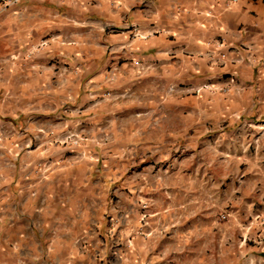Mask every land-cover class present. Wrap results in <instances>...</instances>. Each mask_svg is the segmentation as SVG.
<instances>
[{"label": "crops", "instance_id": "1", "mask_svg": "<svg viewBox=\"0 0 264 264\" xmlns=\"http://www.w3.org/2000/svg\"><path fill=\"white\" fill-rule=\"evenodd\" d=\"M0 16V264H233L264 234V0Z\"/></svg>", "mask_w": 264, "mask_h": 264}, {"label": "rangeland", "instance_id": "2", "mask_svg": "<svg viewBox=\"0 0 264 264\" xmlns=\"http://www.w3.org/2000/svg\"><path fill=\"white\" fill-rule=\"evenodd\" d=\"M2 5H3L2 1L0 0V6H2ZM104 192L108 198L115 196V194H114L115 192L110 187H106L104 189ZM225 213H227V212H225ZM255 221L258 222L256 219L249 218L248 221H246L247 227L252 228L253 226H251V225ZM261 225H264V222L260 221V226ZM248 233L245 235L244 238L241 235H238L235 238L236 244L233 245V252H232L233 264L236 261H239L238 264H246V261H247V264H249V258H252L251 254L261 255V253L259 251L253 250V248H252L253 246L258 247V250H260V251L264 250V234L260 237H257V236H250ZM239 242H242V243L239 244ZM252 264H258V263L253 262Z\"/></svg>", "mask_w": 264, "mask_h": 264}, {"label": "built area", "instance_id": "3", "mask_svg": "<svg viewBox=\"0 0 264 264\" xmlns=\"http://www.w3.org/2000/svg\"><path fill=\"white\" fill-rule=\"evenodd\" d=\"M2 4L7 6V5H11L14 4L15 2L19 1V0H1ZM45 41H41L39 42L37 45L35 46H30L28 49H26L24 51V57H29L38 47H42L43 45H45ZM19 58V53L14 52L13 54L10 55V59H17ZM235 82V77L233 74H230L229 77L226 79L225 82H223L221 85H213L209 82H202L200 84L191 86L188 88V90L193 93V94H198L201 91H222L225 90L229 84H233ZM169 90H172V86L168 87ZM225 216H227V213H222L220 215V218H224Z\"/></svg>", "mask_w": 264, "mask_h": 264}]
</instances>
